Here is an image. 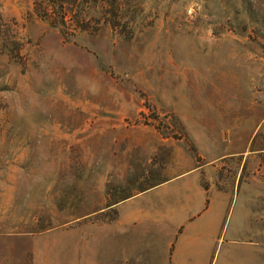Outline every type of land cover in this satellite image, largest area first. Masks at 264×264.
Listing matches in <instances>:
<instances>
[{
  "label": "rangeland",
  "instance_id": "1",
  "mask_svg": "<svg viewBox=\"0 0 264 264\" xmlns=\"http://www.w3.org/2000/svg\"><path fill=\"white\" fill-rule=\"evenodd\" d=\"M159 139L264 168V0H0V264H170Z\"/></svg>",
  "mask_w": 264,
  "mask_h": 264
},
{
  "label": "crops",
  "instance_id": "2",
  "mask_svg": "<svg viewBox=\"0 0 264 264\" xmlns=\"http://www.w3.org/2000/svg\"><path fill=\"white\" fill-rule=\"evenodd\" d=\"M205 140L214 147L221 143ZM236 140L225 139L230 145ZM161 146L172 148L170 176L119 203V224L166 226L170 264H263L257 253L264 238V168L240 164L231 171L206 160L205 151L197 157L171 139L153 144L154 150ZM229 150L222 157L241 155Z\"/></svg>",
  "mask_w": 264,
  "mask_h": 264
}]
</instances>
